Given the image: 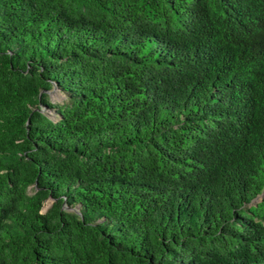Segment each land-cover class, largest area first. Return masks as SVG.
Segmentation results:
<instances>
[{"label": "trees", "instance_id": "1", "mask_svg": "<svg viewBox=\"0 0 264 264\" xmlns=\"http://www.w3.org/2000/svg\"><path fill=\"white\" fill-rule=\"evenodd\" d=\"M0 264H264V0H0Z\"/></svg>", "mask_w": 264, "mask_h": 264}, {"label": "rangeland", "instance_id": "2", "mask_svg": "<svg viewBox=\"0 0 264 264\" xmlns=\"http://www.w3.org/2000/svg\"><path fill=\"white\" fill-rule=\"evenodd\" d=\"M49 101L53 104H61L63 101V95L56 91H50L48 93ZM49 202L45 203L44 209L48 206Z\"/></svg>", "mask_w": 264, "mask_h": 264}]
</instances>
